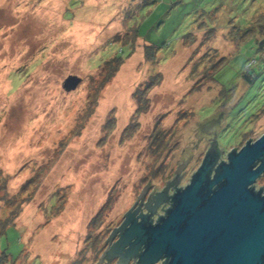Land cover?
I'll use <instances>...</instances> for the list:
<instances>
[{
	"label": "rangeland",
	"instance_id": "1",
	"mask_svg": "<svg viewBox=\"0 0 264 264\" xmlns=\"http://www.w3.org/2000/svg\"><path fill=\"white\" fill-rule=\"evenodd\" d=\"M260 22L257 42L264 0H0V181L10 197L35 181L0 236L7 264H101L103 239L97 251L87 236L107 237L145 187L172 180L190 144L176 187L188 182L211 141L195 133L220 110L222 158L258 139L264 52L233 33ZM146 45L158 47L155 61ZM113 56L123 63L102 83L101 64ZM158 73L148 111L136 115L133 93ZM69 74L82 80L65 91ZM157 121L165 146L154 154Z\"/></svg>",
	"mask_w": 264,
	"mask_h": 264
},
{
	"label": "water",
	"instance_id": "2",
	"mask_svg": "<svg viewBox=\"0 0 264 264\" xmlns=\"http://www.w3.org/2000/svg\"><path fill=\"white\" fill-rule=\"evenodd\" d=\"M263 39L259 42L264 46ZM81 80L79 75L69 74L62 87L75 90ZM219 114L222 116L211 124L216 131L206 134L203 125ZM223 117L220 110L203 120L195 133L198 140L213 137ZM194 146L182 149L181 164L175 170L182 169ZM218 155L214 140L191 180L176 190L173 206L157 224L148 223L146 214L136 217L129 209L119 228L109 235L113 238L121 230L106 252L107 259L118 257L126 264L135 255L136 264H264V195L250 188L264 173V133L254 142L247 141L239 151L232 149L227 161L215 167Z\"/></svg>",
	"mask_w": 264,
	"mask_h": 264
},
{
	"label": "trees",
	"instance_id": "3",
	"mask_svg": "<svg viewBox=\"0 0 264 264\" xmlns=\"http://www.w3.org/2000/svg\"><path fill=\"white\" fill-rule=\"evenodd\" d=\"M206 23V21H204ZM262 23H258L257 25L250 23L249 26L244 27L242 31H240V29L238 28V31L242 32L243 35H241L240 32H235L233 34H235V37L238 39L237 36L242 37V41H245L247 39H252V41L254 42V44H256V47L258 48V51L264 52V46L263 44H261L260 42L256 41L255 35L256 33L254 32V34L252 35L251 32H253L254 30L260 31L261 27H262ZM234 32V31H233ZM240 34V35H238ZM247 35L249 37H247ZM264 40V39H263ZM262 40V41H263ZM152 47H155L154 45H146L145 49H146V59H150V60H154L155 55V51H157V48L155 47V49H152ZM261 60H263L264 62V54L262 53L261 55ZM123 59L121 57L118 56H113L111 57V59H108L106 61H104L103 64H101L103 67L101 68L99 74L102 77V83L105 80H109L111 79L116 72L118 71V69L120 68ZM155 61V60H154ZM100 65V66H101ZM264 65V64H263ZM161 79V75L158 73L154 76H152V78L146 83V85H144L143 88H139L137 89L134 93L133 96L136 100V105H137V110H136V115L141 113V112H146L148 111V98H147V91L149 88H152L155 85H159V80ZM242 79H249L250 77H248L245 73H242ZM108 121L106 122V124L104 125L108 131H110L111 129L114 128V124H115V120L113 119H107ZM158 121L155 124V128H156V132L154 133L153 137H152V144H151V151L155 154L158 153V148H161V146H165L163 145L161 139L159 138V129H158ZM129 126H127L126 129H128ZM125 129V131H126ZM40 178V177H39ZM35 183L34 178L33 179H28L19 189L16 193H14V195L12 197H10L7 192H6V182L4 179H1L0 181V202H3V206H4V213L2 214V216H0V236H2L5 231L7 230L6 228L9 227L10 225H13L16 218L18 217L20 211L22 210L24 204L26 201H28L29 199H31V196L33 195V191L31 190V188L33 187V189H35V185H33ZM31 190V191H30ZM109 200V198H108ZM107 200V201H108ZM101 210L98 211V213L95 215V217L93 219H91L88 223L89 226H93V224H95V226L97 227V223H99V217L101 216ZM93 226V227H95ZM91 229V228H90ZM89 229V230H90ZM99 234H96L95 236H87L88 237H96ZM97 239L95 241H91L90 246L96 247V243ZM97 248V247H96ZM8 254L6 252L3 253L2 256H0V259H4L3 261L0 262V264H7L8 260L7 259ZM6 257V258H4ZM78 264V263H75Z\"/></svg>",
	"mask_w": 264,
	"mask_h": 264
},
{
	"label": "flooded vegetation",
	"instance_id": "4",
	"mask_svg": "<svg viewBox=\"0 0 264 264\" xmlns=\"http://www.w3.org/2000/svg\"><path fill=\"white\" fill-rule=\"evenodd\" d=\"M221 116L222 115L219 114L218 117L213 118L212 120L208 121L207 124L203 125L204 132L206 134L210 133L212 131V129L214 130V132L216 131L217 127L216 126L212 127L211 124H212V122H215V120L220 118ZM215 136H216V133L214 134L213 137L209 138V139H211V141H210V145H209L208 149L211 147L214 140L216 141ZM208 149H207V152H208ZM217 150H218L219 155H218V159H217V163H216L215 167L218 164H220L221 162L227 161V157L229 154V153L226 154V156L222 158L221 157L222 151L219 150L218 147H217ZM214 170L215 169H212V171L210 172L211 176H213ZM174 174L176 177L172 180L165 181L162 188H159V189L155 188L154 189V188H149V186L145 187V189L136 197L135 201L125 211L124 215L127 213V211H129V209H131V212H136V217L140 216L141 214L142 215L146 214L148 216V218H147L148 223H150L151 225L157 224L159 219L165 215L167 209H169L173 206L172 196L175 194L176 190L185 188L186 184L191 180V177L193 175L191 173L190 177L188 178V182H186L181 188H179V187H176V184H177L178 180H180L183 177V172L182 171L179 172V168H178L177 170L174 171ZM261 176L262 175H260L259 177L256 178L255 182L252 185H250V188L254 192L261 190V194L264 195V189L262 187H259V188L256 187V181ZM164 198L166 200H164V202L161 203V200ZM124 215H123L122 220L118 223L119 225L112 228L110 230V232L107 234V237L98 235L96 237H88L85 239V240L103 239L102 245L100 247L101 249H100V252L98 254V259H99V262L101 264H121L122 263L118 257H113V258L107 259L106 252L108 251L110 246L119 238V232L121 230H119V232H117L115 234V237H113V238H110L109 235L112 231L119 228V226L121 225V222L124 219ZM137 221H140V219H138ZM96 247H97V251H98L99 248H98L97 244H96ZM132 249L133 248H131L129 251H131ZM142 250H143V248L140 249V251H142ZM125 251H126V249L122 250V252H125ZM136 262H137V258H135V255H134V256H131V259L126 264H136ZM158 263L162 264V261H160Z\"/></svg>",
	"mask_w": 264,
	"mask_h": 264
},
{
	"label": "built area",
	"instance_id": "5",
	"mask_svg": "<svg viewBox=\"0 0 264 264\" xmlns=\"http://www.w3.org/2000/svg\"><path fill=\"white\" fill-rule=\"evenodd\" d=\"M142 2H143V0H142ZM135 3L137 4V1H135Z\"/></svg>",
	"mask_w": 264,
	"mask_h": 264
},
{
	"label": "bare ground",
	"instance_id": "6",
	"mask_svg": "<svg viewBox=\"0 0 264 264\" xmlns=\"http://www.w3.org/2000/svg\"><path fill=\"white\" fill-rule=\"evenodd\" d=\"M207 56V55H206ZM208 57V56H207ZM203 59H205V58H203Z\"/></svg>",
	"mask_w": 264,
	"mask_h": 264
}]
</instances>
